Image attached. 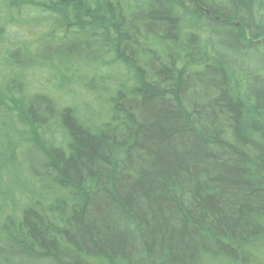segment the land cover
Masks as SVG:
<instances>
[{
	"label": "trees",
	"instance_id": "obj_1",
	"mask_svg": "<svg viewBox=\"0 0 264 264\" xmlns=\"http://www.w3.org/2000/svg\"><path fill=\"white\" fill-rule=\"evenodd\" d=\"M0 264H264V0H0Z\"/></svg>",
	"mask_w": 264,
	"mask_h": 264
},
{
	"label": "rangeland",
	"instance_id": "obj_2",
	"mask_svg": "<svg viewBox=\"0 0 264 264\" xmlns=\"http://www.w3.org/2000/svg\"><path fill=\"white\" fill-rule=\"evenodd\" d=\"M25 32H26V34L29 36V34L30 35H32V36H35V34L32 32V29L30 28V27H26L25 28ZM37 37H35V38H33V40L34 39H36ZM35 42V41H34ZM34 42H32V43H34Z\"/></svg>",
	"mask_w": 264,
	"mask_h": 264
}]
</instances>
